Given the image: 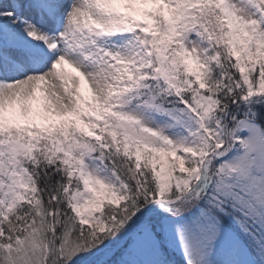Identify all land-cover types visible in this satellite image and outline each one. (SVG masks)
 <instances>
[{"label": "snow or ice", "instance_id": "6c2138e0", "mask_svg": "<svg viewBox=\"0 0 264 264\" xmlns=\"http://www.w3.org/2000/svg\"><path fill=\"white\" fill-rule=\"evenodd\" d=\"M0 264H264V0H0Z\"/></svg>", "mask_w": 264, "mask_h": 264}]
</instances>
